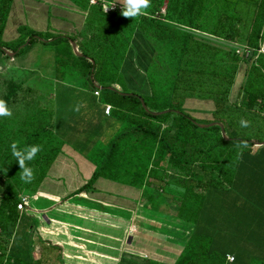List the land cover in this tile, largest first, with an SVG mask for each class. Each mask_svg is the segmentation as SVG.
I'll use <instances>...</instances> for the list:
<instances>
[{
    "label": "trees",
    "instance_id": "1",
    "mask_svg": "<svg viewBox=\"0 0 264 264\" xmlns=\"http://www.w3.org/2000/svg\"><path fill=\"white\" fill-rule=\"evenodd\" d=\"M13 2L0 0V54L9 56L7 50L16 56L36 41L52 46L57 78L65 81L78 72L87 78L92 92L100 86V96L91 92V97L108 120L98 126L83 123L77 129L66 121L65 113L59 117L58 109L55 122L43 109H32L25 119L15 120V112L0 117V169L4 170L0 231L6 236L0 239V264H43V247L37 259L32 253L15 252L18 204L26 191L37 189L44 180L67 144L64 138L77 139L74 134L84 141L74 147L94 162L95 169L72 195L95 191L101 177L142 189L145 206L174 216L179 220H171L176 227L191 230L174 264H264V54L255 61L245 59L229 43L257 49L264 42V0H149V7L135 18L123 17L118 10L104 11L101 0L88 6L76 0V6L88 11L86 26L95 27L90 40L86 35L52 33L50 25L46 31L20 25L18 37L9 43L4 33ZM134 34L153 49L146 69L137 60L134 65L144 76L147 94L127 88L120 77L127 46L134 48ZM73 41L81 55L74 53ZM87 41L94 48L87 47ZM241 69L243 79L232 98ZM118 78L122 89L113 84ZM23 83L5 84L8 92L1 94L0 101L9 108ZM84 97L83 92L79 101ZM187 100L211 101L212 109L207 111L211 117L204 122L196 119L186 107ZM105 104L113 108L110 116ZM44 112L50 121L35 115ZM241 119L247 127L240 126ZM198 122H220L228 138L220 126L201 128ZM85 138L90 141L85 143ZM13 142L18 149L39 146L33 160L25 162L33 170L31 183L19 181V166L9 149ZM256 142L263 144L255 148ZM170 165L187 171V178L171 176ZM171 202L175 211L161 205ZM60 251L48 260L66 264ZM228 254L234 255V262L227 261Z\"/></svg>",
    "mask_w": 264,
    "mask_h": 264
},
{
    "label": "crops",
    "instance_id": "2",
    "mask_svg": "<svg viewBox=\"0 0 264 264\" xmlns=\"http://www.w3.org/2000/svg\"><path fill=\"white\" fill-rule=\"evenodd\" d=\"M18 1L14 0L12 4L7 25L12 21ZM58 1L60 3V0H45L44 4L24 0L22 11L28 13L29 20L34 17L46 18L50 15L51 4L58 6L55 7L58 10L62 9ZM67 1L76 6L71 0ZM76 7L78 9L75 8V11L84 12ZM58 23L53 22L52 26H56L54 30L61 27ZM129 57L128 53L121 63L120 77L127 88L147 94L149 88L144 76ZM113 84L121 89L124 86L120 78ZM36 92L38 90L35 89ZM192 102L187 100L186 107L191 109ZM205 108V111L212 109ZM190 113L198 115L197 111ZM207 115L211 117L209 113ZM78 144L76 139L68 141L50 167L48 179L52 180L48 183L52 189L40 187L31 196L28 193L23 195L28 196L29 200L25 209L20 210L16 237L22 227L23 235L31 240L30 249L36 259L40 258L42 252L36 251L38 245L42 248L51 244L59 246L66 264H174L191 230L185 231L180 226L169 224V220H179L168 213L150 209L147 204L145 206L142 189L101 177L95 182V191L72 195L86 183L95 169L94 162L74 147ZM111 207L117 209L112 212L107 210ZM181 225L191 227L183 221Z\"/></svg>",
    "mask_w": 264,
    "mask_h": 264
},
{
    "label": "rangeland",
    "instance_id": "3",
    "mask_svg": "<svg viewBox=\"0 0 264 264\" xmlns=\"http://www.w3.org/2000/svg\"><path fill=\"white\" fill-rule=\"evenodd\" d=\"M23 1L24 0H20L18 1L19 3L17 2L16 5L17 10L15 9V13H13L11 17L12 21H9L5 29L4 40L9 43L11 42L14 43V40H16V38L18 37L17 28L20 25H26L30 29H34L38 31H46L48 29V26L50 25L51 27L49 28V30L52 33L60 32V33L69 34L71 36L73 35L74 37H81L82 35H86V37L89 38V40L90 37L88 36L93 37L95 35L94 33L96 32L95 27L91 29L88 28L85 24L88 11H84V10H83L84 12L75 11V8L76 9L78 8L73 4H71L70 2H68L67 0H60V3L58 1V3L60 4L59 6L62 7L61 10L67 12L68 13L67 15L65 13L63 14L61 10L56 9L58 6H54L51 4V9H50L51 11L48 17L46 18L34 17V18H30L31 20H29L28 13L22 11ZM36 1L45 4V0H36ZM101 1L102 4H106L104 2H109L106 4L107 10H105L109 13L116 12L117 10L120 11L121 9V4L119 0H114V1L101 0ZM95 2H98V0H95ZM122 2L123 0H121V3ZM87 3L91 5L97 4V3H92V0H84V3L81 2V4L84 5H87ZM21 11L23 16H21ZM21 21L23 22L21 23ZM40 21L43 23H41ZM53 22H60L58 23V25L61 27H59L57 30L56 29L54 30L56 26L55 27L52 26ZM185 30H187V28ZM128 33L130 34L129 31ZM120 42L121 41H119V43ZM132 43L134 44V48L132 47L130 50V45L127 46L128 48L126 49L125 53L126 54H128V52L131 53V57L129 58H130V62L133 65H135V61L137 60L138 63L141 64V66L146 69V65L148 64L150 57L152 56L153 53V49L151 45L140 34H137V36L134 34V37L132 38ZM85 45L87 47L91 48L92 46L94 48V45L92 43H89L88 41L85 42ZM122 49H125V45L122 46ZM120 54H124L121 51V49H120ZM53 60H54V50H52V46H49L48 44H44L40 41L34 42L29 49H26L24 52L16 56H7L0 54V96L1 94L4 93V91L8 92V89L5 87V84L7 85L8 82L15 81L19 84L24 82L23 88L18 89L16 98L9 107L11 114L12 112L16 113L15 116L18 114L15 120H18L19 118L25 119L24 115L31 116L30 113H33L32 109L34 110L43 109L45 112H48L49 116L51 115L54 116L53 122H55L56 121L55 117L57 115V109H58L59 117L62 116L63 113H65L66 121L69 120L68 123H72L73 125L77 126V129L78 127L79 128L82 127L81 124L83 123L89 124L90 122H95V125L97 126L104 124L108 119L104 115H101V113L98 112L95 105H93V101L91 97L92 89L89 86L87 78L78 74L77 72L75 74L68 76L65 81H60L55 74V67ZM107 66H109V64H107ZM106 71L109 72L108 67ZM243 75L244 72L243 69H241L233 89L232 98H235L238 92L241 80L243 79ZM64 85L71 86L75 89H71L68 91L64 87ZM27 86L30 88V90L26 89ZM35 89L38 90V92L35 93ZM83 92L85 93V97L83 98V100L79 101L83 97ZM203 105H206L207 107H212L213 103L211 101L193 100L190 106L191 109L189 110L190 112L197 111L198 115L192 113L191 114L201 122H204L205 120L209 119V115L206 116V114L208 113L207 110L205 111L206 106ZM26 110L29 111L26 112ZM84 112H86V116L82 118V114ZM48 114L45 115L41 113H35V115L41 117L42 119H45V121L46 120L50 121V119L47 117ZM200 124H205V123H200ZM76 136H77L76 140L79 143L84 142L81 138L82 136H78L74 134L72 138ZM89 139L90 138H87L85 143H88L90 141ZM64 140L65 142H68L70 138L69 139L64 138ZM259 145L255 144V148L259 147ZM48 174H50L49 171L47 172V175L44 178L45 181L43 180L40 183V185H38L37 189L28 190L26 191V193H28V195L31 196L32 192L36 190H40L39 189L40 187L41 189H47V190L52 189L51 187H49V183H48L49 180L52 179L50 178L48 179L49 176ZM169 174L171 176L180 177L182 179H186L188 176L187 171H183L180 168L175 167L173 165H170L169 167ZM54 182L56 183L55 180ZM155 194L157 195V192H155ZM163 194L164 196H169L168 193H163ZM143 202H145L144 198H143ZM173 202H171L170 204L167 203V205L161 203V205L162 207H166L175 211L177 207L174 205L175 203ZM115 209L117 208L111 207L107 210L112 212ZM168 222L169 224L174 225L171 220H169ZM21 228L22 227H20L19 232L17 234V238L15 240V252L16 253L21 252V255H30L32 253V251L29 250L31 240L26 239V236L23 235L24 231H22ZM167 228H171V227L168 226ZM3 237L6 236H4V234L0 231V239ZM38 246L39 247L36 249V251H42L40 245ZM43 252L45 254L43 264H49V263L60 264L58 261L48 260V257L51 260L55 259L53 255L57 257L56 255L59 252L57 248L47 246L44 249L43 246Z\"/></svg>",
    "mask_w": 264,
    "mask_h": 264
},
{
    "label": "clouds",
    "instance_id": "4",
    "mask_svg": "<svg viewBox=\"0 0 264 264\" xmlns=\"http://www.w3.org/2000/svg\"><path fill=\"white\" fill-rule=\"evenodd\" d=\"M121 4L120 14L126 18H135L143 14V11L149 7V0H119ZM11 116V111L3 101H0V117ZM241 127H247V121L241 119L239 121ZM10 154L19 166V181L25 184L31 183L33 180V170L26 166V161H32L40 150L38 145H25L22 148L17 147L15 142L9 145ZM4 172L0 169V173Z\"/></svg>",
    "mask_w": 264,
    "mask_h": 264
},
{
    "label": "built area",
    "instance_id": "5",
    "mask_svg": "<svg viewBox=\"0 0 264 264\" xmlns=\"http://www.w3.org/2000/svg\"><path fill=\"white\" fill-rule=\"evenodd\" d=\"M92 3H97V2H95V0H92ZM104 3L107 4L109 2H104ZM106 4H103L104 11L107 10ZM229 43L233 46L235 52L245 59L252 58L251 60L255 61L260 54H264L263 42H260V46L257 49L252 48L250 46H247L246 44L238 43V42L229 41ZM95 87L96 88L93 90L94 94L96 96H100L101 88L98 86H95ZM112 109L113 108L110 104H105V113L106 114H110ZM28 200H29L28 196L21 197V201L18 204V209L24 210L25 207L28 205ZM227 261L230 263L234 262L235 261L234 255H231V254L227 255Z\"/></svg>",
    "mask_w": 264,
    "mask_h": 264
},
{
    "label": "water",
    "instance_id": "6",
    "mask_svg": "<svg viewBox=\"0 0 264 264\" xmlns=\"http://www.w3.org/2000/svg\"><path fill=\"white\" fill-rule=\"evenodd\" d=\"M72 45H73V50H74V52H75V54H77V55H81L80 54V52L78 51V49H77V44H76V42H72ZM6 52H7V54L9 55V56H14L15 55V53H11V52H8L7 50H5ZM112 88V87H111ZM143 106H145V103H143ZM201 128H205V127H211V126H214V125H218V126H220L221 127V130H222V134H223V136L225 137V138H228L227 137V135H226V132H225V130H224V127H223V125L220 123V122H211V123H208V124H200V123H197ZM256 145H259V144H263V143H258V142H256L255 143Z\"/></svg>",
    "mask_w": 264,
    "mask_h": 264
}]
</instances>
